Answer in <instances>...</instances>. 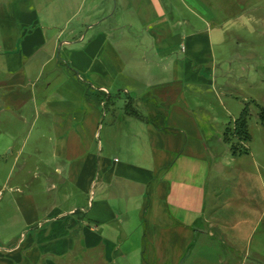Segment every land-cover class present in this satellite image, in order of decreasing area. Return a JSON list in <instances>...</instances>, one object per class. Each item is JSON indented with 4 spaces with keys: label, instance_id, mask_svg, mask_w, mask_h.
<instances>
[{
    "label": "crops",
    "instance_id": "crops-1",
    "mask_svg": "<svg viewBox=\"0 0 264 264\" xmlns=\"http://www.w3.org/2000/svg\"><path fill=\"white\" fill-rule=\"evenodd\" d=\"M251 8L247 0H0V264H77L69 256L80 249L93 264H119L140 249L141 264H190L204 220L229 249L264 261V172L238 159L251 155L249 141L248 153L233 155L224 140L244 102L230 79L247 73L237 63L251 55L241 49ZM62 52L91 88L118 93L120 109L132 99L148 117L122 109L105 135L120 158L92 151L97 117L83 111L92 107L85 83L69 73L58 83L54 70L42 78ZM29 138L39 144L22 160L20 146L10 161ZM16 168L65 176L11 183ZM226 170L239 182L225 195ZM113 188L127 196L123 206ZM137 231L141 241L126 248ZM207 247L193 264H219Z\"/></svg>",
    "mask_w": 264,
    "mask_h": 264
},
{
    "label": "rangeland",
    "instance_id": "rangeland-1",
    "mask_svg": "<svg viewBox=\"0 0 264 264\" xmlns=\"http://www.w3.org/2000/svg\"><path fill=\"white\" fill-rule=\"evenodd\" d=\"M252 5V8L249 10L252 11L253 19L252 22V29H246L244 28L242 33V38L245 39V45L241 47L242 50H246L251 53V55L242 63L246 66L247 73L242 74L244 77H238L233 76V78L230 79L231 84L235 85V92L236 95L239 96V100L244 102H241V109H243L245 103L250 104V116L248 119V126H249V132L251 134V139L249 141V145L251 148V155H244L239 157L238 159H241V163H245L248 165L247 169L250 170L253 174H257V166L259 165L262 167V172H264V126L261 124L259 119V110L260 107H264V0H247V4ZM255 7V8H254ZM262 18V21H261ZM257 21V22H256ZM262 25V26H261ZM251 31V32H250ZM58 58L60 59L58 61ZM65 55L64 52L57 57V61L52 62L50 65L46 66L44 69V75L43 79H45L49 73V70L58 71L60 74L59 79H57L58 83H61L64 81V73H69L70 75H74L77 77V79H81L83 83H85V93H84V99L86 103L90 101L92 103L91 109L89 107H86V104L84 102L83 111H86L87 113H92L93 111V118L97 117L95 119L96 126L94 127V130L96 129L97 134L95 135L93 139V145H92V151L96 154L101 152L106 154H115V156L120 158L119 148H117L116 142L112 141L110 143H107L106 141V133L110 132L111 129L115 131L117 129L116 120L121 118L122 109L125 110V105L123 108H118V102L116 101L118 97V93L111 94L110 95V101L108 104H104L101 101V91L98 88H91V84L89 83V80L84 73L79 74L73 71L72 65H70L68 58L64 59ZM76 70V69H75ZM83 85V84H82ZM55 86V84H54ZM114 90V89H113ZM88 92V93H86ZM106 101V99H104ZM121 107V106H119ZM242 111V110H241ZM241 113V112H240ZM239 113H237L238 115ZM236 115V116H237ZM115 123V124H114ZM232 130V128H230ZM231 135V133L229 134ZM234 140L236 138L232 136ZM39 143H35L32 138H29L27 141L20 140L19 142L14 144V151L10 155V161L13 158L14 152L20 148V146L24 145L22 148V157L27 155L29 151L34 149ZM44 150L49 151L51 149V146L46 143L43 145ZM20 160V161H21ZM257 160L258 164H256L254 161ZM238 161V160H237ZM239 163V162H238ZM97 170V167H96ZM230 173V174H229ZM7 172L0 171V184H3L6 180ZM65 176V174H58L54 171V168L48 169L46 174L40 173L38 175V178L36 179L35 175L33 173H27L20 175L19 169H15L12 174L9 177V180L11 183H15L19 181L20 177L22 180L24 179L29 182V184H35V183H42V184H51V183H59V177ZM224 177V179H221L219 181L220 188L223 190V192L226 194L230 193L239 182V175L234 174L233 172L225 171V175H221ZM26 177V178H25ZM99 175L98 172L95 171V181L92 183L90 193L86 198H90L91 201L95 198L94 197V190L96 192L97 197V185L96 180H98ZM96 186V188H95ZM47 194V193H46ZM115 190L113 188L112 193L110 194L111 198L113 200H117L118 204L123 206L125 203L124 200L127 198V196H122V194L118 193V195H115ZM48 196V194H47ZM3 197V196H2ZM48 198V197H46ZM241 199H238L236 202L238 204L237 208H241L242 202L239 201ZM0 204L3 205V201L0 200ZM119 209H124V207H119ZM239 214L241 212H238ZM133 216H131V221L136 222V211L135 213H131ZM4 215V207L0 206V224L2 222V216ZM242 215V213H241ZM133 217V218H132ZM200 227L201 231L205 233V236H202L198 238L197 244L194 243L192 248L190 249V257L188 259V262L190 264H193L196 262L200 256H204L206 254L204 248H208V246L212 245L216 247V256L217 262L219 264H264V261L260 258H255L256 255L251 254L247 257L245 254L246 252L242 250L235 251L233 249H229L228 246L222 243V241L219 238V232L216 231V224H210L206 222L205 220L202 222L200 221ZM37 223H33L31 227H29L25 231H31L33 229H36ZM52 223V220L45 221V225H50ZM20 229L16 230V233H18ZM212 231H214L212 233ZM19 234V233H18ZM204 235V234H203ZM210 235V236H207ZM256 239V238H255ZM255 239H253L251 247L252 249L255 247ZM141 241L140 232H134L131 236L126 238L124 240L123 245L127 248V246L136 245ZM221 241V242H220ZM218 242H220L218 244ZM199 245V246H198ZM244 249L246 248V245H244ZM248 246V245H247ZM201 247V249H200ZM203 248V249H202ZM209 249V248H208ZM245 254V255H244ZM129 257H118L119 264H141L142 261V250H135L131 254H129ZM135 258H132V257ZM71 261H74L77 264H93L91 262V257L85 256V253L83 250H79L76 253H73L69 256ZM96 258V257H95ZM89 261V262H88ZM100 259L96 258V262L94 264H101Z\"/></svg>",
    "mask_w": 264,
    "mask_h": 264
},
{
    "label": "trees",
    "instance_id": "trees-1",
    "mask_svg": "<svg viewBox=\"0 0 264 264\" xmlns=\"http://www.w3.org/2000/svg\"><path fill=\"white\" fill-rule=\"evenodd\" d=\"M88 93V92H86ZM101 101L106 99L105 104L110 101V95L101 91ZM125 113L131 116H135L142 120H148L144 114L140 112L134 105V101L129 99L125 104ZM250 116V104L245 103L239 116L229 125L224 131V140L230 144V150L233 155H239L242 153H248L247 142L251 139L249 132L248 119ZM259 119L261 124L264 126V107H260ZM232 128V130L230 129ZM231 133V135H229ZM234 136L236 140L232 138Z\"/></svg>",
    "mask_w": 264,
    "mask_h": 264
}]
</instances>
